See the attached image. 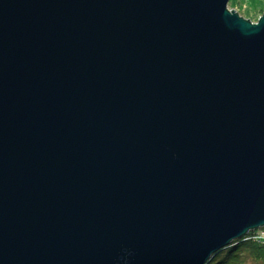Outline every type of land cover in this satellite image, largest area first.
<instances>
[{
    "label": "water",
    "instance_id": "95a60500",
    "mask_svg": "<svg viewBox=\"0 0 264 264\" xmlns=\"http://www.w3.org/2000/svg\"><path fill=\"white\" fill-rule=\"evenodd\" d=\"M228 1L0 0V264H204L264 226V13Z\"/></svg>",
    "mask_w": 264,
    "mask_h": 264
},
{
    "label": "trees",
    "instance_id": "16d2710c",
    "mask_svg": "<svg viewBox=\"0 0 264 264\" xmlns=\"http://www.w3.org/2000/svg\"><path fill=\"white\" fill-rule=\"evenodd\" d=\"M260 232H264V226L218 249L204 264H264V238L259 237Z\"/></svg>",
    "mask_w": 264,
    "mask_h": 264
},
{
    "label": "rangeland",
    "instance_id": "374dc122",
    "mask_svg": "<svg viewBox=\"0 0 264 264\" xmlns=\"http://www.w3.org/2000/svg\"><path fill=\"white\" fill-rule=\"evenodd\" d=\"M227 8L235 10L245 19L256 22L264 13V0H229Z\"/></svg>",
    "mask_w": 264,
    "mask_h": 264
},
{
    "label": "built area",
    "instance_id": "2783aa9c",
    "mask_svg": "<svg viewBox=\"0 0 264 264\" xmlns=\"http://www.w3.org/2000/svg\"><path fill=\"white\" fill-rule=\"evenodd\" d=\"M259 237H260V238H261V237L264 238V232H261L260 235H259Z\"/></svg>",
    "mask_w": 264,
    "mask_h": 264
},
{
    "label": "bare ground",
    "instance_id": "6f19581e",
    "mask_svg": "<svg viewBox=\"0 0 264 264\" xmlns=\"http://www.w3.org/2000/svg\"><path fill=\"white\" fill-rule=\"evenodd\" d=\"M251 231V230H250ZM207 258H209V254H208V256L206 257V259H204V261L202 262V263H204L206 260H207Z\"/></svg>",
    "mask_w": 264,
    "mask_h": 264
}]
</instances>
